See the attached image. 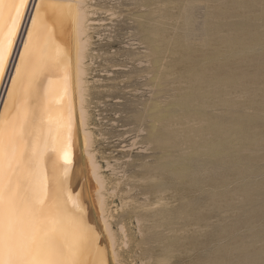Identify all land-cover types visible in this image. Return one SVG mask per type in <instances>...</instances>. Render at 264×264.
Masks as SVG:
<instances>
[{
  "label": "rangeland",
  "instance_id": "rangeland-1",
  "mask_svg": "<svg viewBox=\"0 0 264 264\" xmlns=\"http://www.w3.org/2000/svg\"><path fill=\"white\" fill-rule=\"evenodd\" d=\"M94 3L85 77L94 162L104 187L88 192L93 220L104 221L113 238L115 264H166L170 249L178 250L170 264H264V0ZM244 47L252 52L245 55ZM221 50L231 56L222 58ZM238 63L260 82L252 80L244 97L235 98L228 87L234 96L212 97L224 98L226 107L207 108L200 74L216 72L240 87L233 79ZM212 125L222 132L214 131L219 139L207 136ZM229 130H240L237 138ZM250 137L261 141L254 145ZM210 138L235 146L222 142L217 153L207 148ZM235 152L244 159L234 161ZM213 196L220 202L210 201Z\"/></svg>",
  "mask_w": 264,
  "mask_h": 264
},
{
  "label": "bare ground",
  "instance_id": "bare-ground-1",
  "mask_svg": "<svg viewBox=\"0 0 264 264\" xmlns=\"http://www.w3.org/2000/svg\"><path fill=\"white\" fill-rule=\"evenodd\" d=\"M94 2L96 0H0V264H115L113 238L104 221L101 220L103 223L98 225L93 220L92 197L88 192L89 186L104 187L94 162L88 117V106L91 105L88 100L89 85L85 77L88 47L92 39L91 23L94 20L90 16L94 14L91 10ZM224 10L222 13L228 15ZM218 15L221 17L223 14ZM231 39L233 42L234 38ZM214 42L218 44L219 41ZM243 43L241 46L248 44ZM253 44L249 42L248 46ZM219 48L220 45L214 51L217 53ZM244 48L242 52L245 54L248 48ZM225 52L221 54L222 58ZM238 52L242 53L241 49ZM237 54L235 52V56ZM224 61L226 64L230 60L226 58ZM244 64L241 65H247ZM222 65L217 69L220 70ZM213 68L210 70H217ZM234 70L229 73L233 75ZM229 73L227 75L231 76ZM202 74L201 78H196L203 80V84L198 82L202 87L205 85L204 92L208 96L203 95L205 99H211H206L208 102L205 106L214 112H220V107L225 106L222 95L228 93L226 96H229L233 91L232 94L244 97L246 91L250 92L251 81L254 83L256 79H252L254 76L251 77L252 74L242 67L233 78L240 87H233L231 80L220 78L216 72ZM196 78L194 82H197ZM228 87H232V90L227 91ZM217 94L221 96L216 97L214 102L212 97ZM246 104V108H249V104ZM216 127L212 125L210 129L214 130L208 131V137L218 133ZM241 127L247 129L243 125ZM220 128L226 130L221 125ZM240 130L234 133L236 138ZM216 134L214 139L222 135ZM255 138L250 139L254 145L257 143L253 140L261 141L257 140L259 137ZM211 140L207 148L213 151L224 141L221 140L220 144L219 140ZM226 144L223 142V145ZM247 150H242V153ZM222 155H217L216 159L223 157L224 161L229 157V154L226 157ZM250 155L249 159L252 155L256 156L253 152ZM238 156L235 152L231 157H237L234 161L238 162ZM254 156L251 159H259ZM218 198L215 200L220 202ZM100 203V210L103 211V201ZM168 252L166 264H170L171 256L177 254L178 250L173 249L172 254L171 249Z\"/></svg>",
  "mask_w": 264,
  "mask_h": 264
}]
</instances>
